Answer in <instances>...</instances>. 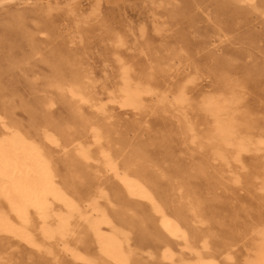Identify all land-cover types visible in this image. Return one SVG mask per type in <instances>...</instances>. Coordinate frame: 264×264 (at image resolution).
I'll return each instance as SVG.
<instances>
[{
  "label": "bare ground",
  "instance_id": "bare-ground-1",
  "mask_svg": "<svg viewBox=\"0 0 264 264\" xmlns=\"http://www.w3.org/2000/svg\"><path fill=\"white\" fill-rule=\"evenodd\" d=\"M31 1L44 12L58 2L79 9L78 0H0V9ZM215 1L264 15V0ZM30 41L34 51L5 67L37 76L27 97L2 86L0 70V264H264V120L233 117L234 88L194 100L185 86L164 91L134 74L121 36L98 56L107 69L42 55L44 72ZM168 112L176 126L152 128Z\"/></svg>",
  "mask_w": 264,
  "mask_h": 264
},
{
  "label": "rangeland",
  "instance_id": "rangeland-1",
  "mask_svg": "<svg viewBox=\"0 0 264 264\" xmlns=\"http://www.w3.org/2000/svg\"><path fill=\"white\" fill-rule=\"evenodd\" d=\"M78 3L79 9L74 11L65 2H58L44 12L41 7L45 3L34 1L0 9L2 86L11 87L19 96H28L25 82H32L37 76L31 77L18 69L5 72V67L13 56L34 51L31 38L40 51L35 58L45 72L48 68L41 62L46 60L42 55L50 58L79 55L88 65L95 63L107 69L101 63V55L114 48L113 42L121 36L125 46L117 50L131 62L134 74L152 78L164 91L185 86L186 95L192 100L219 92L227 84L239 98L238 110L233 113L235 119L242 120L245 115L246 121L258 125L264 120V15L258 11L235 3L232 7L235 5L239 11L222 12L215 0H186V3L78 0ZM173 7L185 12H173ZM16 12L25 13L21 24L9 21V16ZM171 54L176 56L167 65L165 58ZM219 60L226 63L222 68L216 63ZM35 72H39V67ZM19 96H12L13 112L24 121L26 113L15 106ZM4 103L0 98V106ZM52 112L62 115L63 109L58 106ZM171 115L168 112L153 116L152 128L159 130L162 122L176 126ZM189 115L205 127L204 114L192 110ZM182 123L185 126L187 121ZM256 133L264 134L262 128ZM142 138L146 140V133L142 132ZM207 150L203 151L206 155Z\"/></svg>",
  "mask_w": 264,
  "mask_h": 264
}]
</instances>
